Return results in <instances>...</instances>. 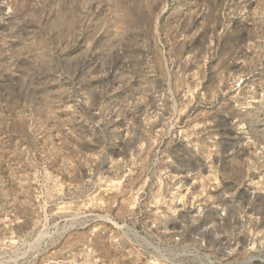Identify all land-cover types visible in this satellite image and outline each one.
Segmentation results:
<instances>
[{
  "label": "rangeland",
  "instance_id": "374dc122",
  "mask_svg": "<svg viewBox=\"0 0 264 264\" xmlns=\"http://www.w3.org/2000/svg\"><path fill=\"white\" fill-rule=\"evenodd\" d=\"M0 264H264V0H0Z\"/></svg>",
  "mask_w": 264,
  "mask_h": 264
},
{
  "label": "built area",
  "instance_id": "2783aa9c",
  "mask_svg": "<svg viewBox=\"0 0 264 264\" xmlns=\"http://www.w3.org/2000/svg\"><path fill=\"white\" fill-rule=\"evenodd\" d=\"M247 229H248V231H249V229H250V224H249V223L247 224ZM249 240H250V234H248V242H249ZM175 241H176V242L181 241V237H180L179 235H176V236H175Z\"/></svg>",
  "mask_w": 264,
  "mask_h": 264
}]
</instances>
